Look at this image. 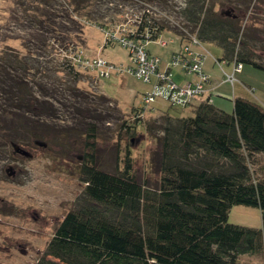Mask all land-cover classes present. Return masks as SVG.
I'll return each instance as SVG.
<instances>
[{
	"label": "trees",
	"instance_id": "1",
	"mask_svg": "<svg viewBox=\"0 0 264 264\" xmlns=\"http://www.w3.org/2000/svg\"><path fill=\"white\" fill-rule=\"evenodd\" d=\"M98 1L11 0L5 8L3 17L24 33L4 35L0 45V162L14 158L18 145L40 137L41 116L54 114L51 95L40 98L36 89L42 85L36 78L42 66L35 62L41 50H50L61 35L66 42L68 31L80 35L86 25L112 35L128 8L133 16L120 34L131 39L146 43L171 31L181 48L193 47L195 38L219 45L223 62L264 69V0H107L117 9L114 19L96 9ZM12 39L20 40V47L7 42ZM81 52L74 45L72 55L61 60L75 82L86 69L77 59ZM211 96L192 117L163 112L144 125L156 142L154 186L137 177L128 153L114 172L100 167L90 123L81 169L84 189L35 264H254L240 257L264 253V174L255 176L257 156L264 154V105L235 97L233 111L227 112ZM121 128L136 135L127 121ZM238 204L259 207L262 227L229 222L230 209Z\"/></svg>",
	"mask_w": 264,
	"mask_h": 264
},
{
	"label": "rangeland",
	"instance_id": "2",
	"mask_svg": "<svg viewBox=\"0 0 264 264\" xmlns=\"http://www.w3.org/2000/svg\"><path fill=\"white\" fill-rule=\"evenodd\" d=\"M10 1L0 0V45L5 44L1 40L6 35L24 33L18 32L17 25H13L8 15H2L5 8H9ZM97 8L113 19L117 13L107 0H99ZM126 10L127 14L119 16L121 23L111 28L117 34L122 28L126 30L133 16L132 9ZM72 26L68 24L67 28ZM101 29L96 25H86L80 35L75 30L68 31L70 38L66 42L62 40L66 37L58 36L55 45L48 51L41 50L35 61L42 66L36 78L44 86L43 89L38 85L37 93L40 98L51 95L55 111L51 116H41L43 130L37 131L40 137L33 136L28 143L18 145L14 158L9 160L5 156V160L0 162V264L37 263L64 215L76 207L85 186L81 180V169L84 153L89 150L86 142L90 123L96 129L95 150L100 167L114 172L117 164L123 166L122 158L128 153L137 177L154 186L159 178L151 167V152L156 142L144 125L159 120L163 112L173 117H192L198 104L206 98L195 96L189 105L184 106L157 97L146 105L143 98L152 91L154 79L147 82L119 70L103 76L97 69L82 67L84 70L75 82L61 64L63 56L72 55L74 45L81 48L88 58L103 57L118 68L132 65L130 50L118 41H109ZM7 42L17 47L21 45L20 40ZM203 45L209 51L205 59L206 70L212 67L213 58L221 60L225 71L233 70V62H223L224 53L219 45L209 42ZM146 49L151 55L160 57V69H169L173 81L179 86L196 78L193 72L185 71L181 63H172L175 52L182 49L178 36L173 32L164 31L158 39L147 41ZM219 64L215 63L216 71H211L215 81L220 83L224 79V71ZM236 77L233 86L227 81L220 83L213 92V104L227 112L233 111L235 97L264 105V69L243 63ZM124 121L135 125L137 132L134 137L126 133V128L122 130ZM257 159L255 169L259 174L255 176L259 177L264 174V154H259ZM228 220L256 228H261L263 224L261 209L243 204L232 206ZM240 261L264 264V253L244 254Z\"/></svg>",
	"mask_w": 264,
	"mask_h": 264
},
{
	"label": "built area",
	"instance_id": "3",
	"mask_svg": "<svg viewBox=\"0 0 264 264\" xmlns=\"http://www.w3.org/2000/svg\"><path fill=\"white\" fill-rule=\"evenodd\" d=\"M106 34L108 35V40L118 41L130 50L132 65L126 68H118L103 57L88 58L82 55V52L77 58L78 61L85 68L97 69L100 75L103 76H108L112 71L119 70L134 74L147 82L154 79L152 91L145 94L143 98L146 105L151 104L157 97H162L172 103L186 106L192 102L195 96L207 97L215 88L211 85V78L204 69V62L208 57L209 51L202 42L195 38L192 41L193 47L184 43L181 51L174 54L172 61L174 65L181 63L185 71L193 72L196 75V78L186 82L183 86H179L173 81L168 69L165 71L160 69V57L151 55L146 49L145 42L136 41L125 34L113 33L111 35L108 32ZM213 59L215 63H220L219 65L222 68V62L217 58ZM241 68L242 64L240 63H233V70L231 72H227L222 68L224 71V81L229 82L233 86L237 81L236 72L240 71Z\"/></svg>",
	"mask_w": 264,
	"mask_h": 264
},
{
	"label": "crops",
	"instance_id": "4",
	"mask_svg": "<svg viewBox=\"0 0 264 264\" xmlns=\"http://www.w3.org/2000/svg\"><path fill=\"white\" fill-rule=\"evenodd\" d=\"M207 59V58H206ZM207 62H204V66H205V64H206ZM211 68H208L207 70H206V67L204 68L205 69V71L209 74V76H210V78H211V85L212 86H214L215 88H214V90L212 91V100L214 101V96H213V92L216 90V89H218V86L220 85V83H222L223 81H224V79L222 80V81H220V83L219 82H216L215 81V78L213 77V74L214 73H212V71L211 70H215V62H214V60H212V62H211ZM216 71V70H215ZM224 83H226V82H224Z\"/></svg>",
	"mask_w": 264,
	"mask_h": 264
}]
</instances>
